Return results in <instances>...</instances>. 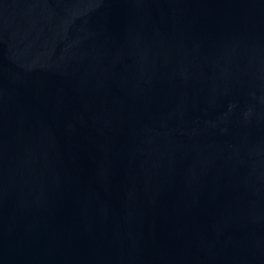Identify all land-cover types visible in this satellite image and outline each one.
Masks as SVG:
<instances>
[{
	"label": "water",
	"instance_id": "95a60500",
	"mask_svg": "<svg viewBox=\"0 0 264 264\" xmlns=\"http://www.w3.org/2000/svg\"><path fill=\"white\" fill-rule=\"evenodd\" d=\"M0 264H264V0H0Z\"/></svg>",
	"mask_w": 264,
	"mask_h": 264
}]
</instances>
